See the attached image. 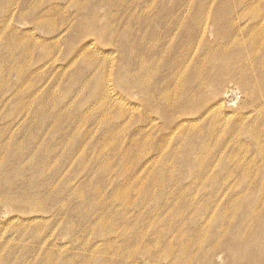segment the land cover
<instances>
[{
    "label": "rangeland",
    "instance_id": "374dc122",
    "mask_svg": "<svg viewBox=\"0 0 264 264\" xmlns=\"http://www.w3.org/2000/svg\"><path fill=\"white\" fill-rule=\"evenodd\" d=\"M243 83L264 94V0H0V264H264Z\"/></svg>",
    "mask_w": 264,
    "mask_h": 264
},
{
    "label": "bare ground",
    "instance_id": "6f19581e",
    "mask_svg": "<svg viewBox=\"0 0 264 264\" xmlns=\"http://www.w3.org/2000/svg\"><path fill=\"white\" fill-rule=\"evenodd\" d=\"M263 9V8H262ZM261 9V10H262ZM207 13V12H206ZM206 16H207V14H206ZM209 19V18H208ZM259 23H261V21H259V22H257V23H255V26L253 27V28H257V32H259V33H263V31H262V29H261V27H260V25H259ZM205 24V23H204ZM207 25V24H206ZM204 26V25H203ZM199 28V27H198ZM215 28V27H214ZM252 30H254V29H252ZM199 32V31H198ZM232 33V32H231ZM230 33V34H231ZM257 34V33H256ZM223 36V35H222ZM223 38V37H222ZM229 40V39H228ZM232 42V44H234V46L235 45H237L238 44V41H236L235 39H234V41H231ZM205 43V42H204ZM197 45V44H196ZM219 45H220V43H219ZM254 45H255V42H254ZM230 46H232V45H230ZM238 46V45H237ZM192 47V46H191ZM215 47V46H214ZM220 48V47H219ZM229 48V47H228ZM213 49V48H212ZM218 52V51H217ZM225 52V51H224ZM223 52V53H224ZM228 53V52H227ZM211 54V53H210ZM213 55V54H212ZM210 56V55H209ZM218 56H220V55H214L213 57H211V61H216V59H217V57ZM227 71H226V74L227 75H230L231 77H234L233 76V70L231 69V67H230V65L228 64L227 66ZM185 69V68H184ZM178 70V69H177ZM145 72V71H144ZM173 76V75H172ZM181 76V75H180ZM243 76V75H242ZM138 77H139V89L140 90H145V88L147 87V84H148V81L149 80H147V78L145 77V76H143V72H139L138 73ZM153 77V76H152ZM183 77V76H182ZM237 78H239V77H237ZM149 79H151V78H149ZM180 80V79H179ZM185 80V79H184ZM184 80H182V82L184 83ZM133 81H134V78H133ZM186 81V80H185ZM180 83V81L178 82V83H176V85H175V88H174V90L172 91V92H167L165 95L166 96H164L163 98L165 99L164 101H166L167 100V102H170V103H174V101H175V99L177 98V96H179V98L178 99H180V103H184V102H186L189 98L186 96L187 95V92L185 91V85L183 84V83ZM223 81H221V83H222ZM152 83V82H151ZM189 83V82H188ZM132 84H134V82L132 83ZM189 85V84H188ZM242 86L244 87V93L246 94V97L247 96H251L252 95V97H257V99H259L260 98V93L259 94H257L255 91L253 92V93H251V92H247L248 91V89L250 88V85H248L247 83H243L242 84ZM150 87V86H149ZM170 87V86H169ZM147 89V88H146ZM166 89V88H165ZM167 89H168V87H167ZM201 89V88H200ZM157 89H155V91H156ZM164 90V89H163ZM140 92V91H139ZM148 92H149V90H148ZM231 92V91H230ZM196 93V92H195ZM141 94H142V92H141ZM152 94V93H151ZM199 94V93H198ZM256 94H257V96H256ZM144 95H145V92H144ZM177 95V96H176ZM197 95V94H196ZM196 95H194V96H196ZM147 96V95H146ZM149 97V96H148ZM155 98V97H154ZM160 98V97H159ZM149 99H150V97H149ZM178 99H177V102H178ZM193 99H195V97H191L189 100H193ZM262 99V100H261ZM145 100V99H144ZM151 100V99H150ZM143 101V100H142ZM162 101V100H161ZM195 101V100H194ZM150 102V101H149ZM154 102V101H153ZM176 102V101H175ZM148 103V102H147ZM144 104V103H143ZM142 104V105H143ZM150 104V103H149ZM174 105V104H173ZM154 106V105H153ZM179 106V105H178ZM260 106H264V94L261 96V98H260ZM166 107H167V104H166ZM180 107V106H179ZM153 108V107H152ZM168 108V107H167ZM151 118V117H150ZM150 118H149V121H150ZM146 119V118H145ZM144 119V120H145ZM241 119H246L245 117H241L240 118V120ZM152 120V119H151ZM144 122V121H143ZM261 122L264 124V116H263V118H261ZM179 124V123H178ZM178 124H176L175 126H174V128L173 129H175V127L177 126V127H179V125ZM172 131V130H171ZM213 131H214V129H213ZM174 132H175V130H174ZM261 132H263L264 133V131L263 130H261V129H259L257 132H256V135H257V137H261V135L260 134H262ZM218 133V132H217ZM209 135V134H208ZM264 135V134H263ZM220 138V137H219ZM147 140V139H146ZM210 140V139H209ZM221 140V139H220ZM256 141H259L258 139L256 140ZM209 142V141H208ZM214 142V141H213ZM216 142H217V140H216ZM157 144V143H156ZM212 146V145H211ZM222 146V145H221ZM153 147H156V146H153ZM143 148V147H142ZM204 148V147H203ZM223 148V147H222ZM163 149V148H162ZM214 149V148H213ZM220 150V149H219ZM153 151H155V150H153ZM202 152V151H201ZM200 152V153H201ZM213 152H214V150H213ZM219 152V151H218ZM153 154V153H152ZM211 154V153H210ZM165 155V154H164ZM169 155V154H168ZM214 155H216V154H214ZM210 156V155H209ZM209 156H207L208 158H210ZM206 157V158H207ZM214 157V156H213ZM162 160V159H161ZM160 161V160H159ZM150 162V161H149ZM158 162V161H157ZM197 166H198V164H196ZM204 166V165H203ZM200 167V166H199ZM205 167V166H204ZM110 169V168H109ZM196 169V168H195ZM199 169V168H198ZM203 169V168H202ZM212 169V168H211ZM243 169V168H242ZM259 169V168H258ZM261 169V168H260ZM197 170V169H196ZM201 170V169H200ZM239 170H241V169H239ZM264 170V169H263ZM110 171V170H109ZM202 171V170H201ZM257 171V170H256ZM210 172H211V170H210ZM238 173V172H237ZM208 174H209V172H208ZM235 175V174H234ZM257 175H258V173H257ZM235 176H237V175H235ZM238 176H239V173H238ZM241 176H243V175H241ZM240 176V177H241ZM238 178V177H237ZM241 178H243V177H241ZM256 179V178H255ZM254 179V180H255ZM239 180V179H238ZM241 180V179H240ZM129 184V183H128ZM250 184V183H249ZM238 185V184H237ZM263 185V184H262ZM140 189H141V187H140ZM263 193V192H262ZM125 200V199H124ZM123 200V201H124ZM235 202V201H234ZM233 203V202H232ZM13 204V203H12ZM240 206V205H239ZM237 207H238V205H237ZM237 209V208H236ZM256 209V208H255ZM238 211V210H237ZM214 212V211H213ZM235 212H236V210H235ZM254 213V212H253ZM256 215V214H255ZM248 216V215H247ZM229 217V216H228ZM229 220V219H228ZM231 220H232V218H231ZM98 228V227H97ZM262 228H264V219H259V221H258V223H257V225H256V227H255V230L253 231V238L252 239H257V237H258V235H259V232H260V230L262 229ZM100 229V228H99ZM221 229H224L223 227L221 228ZM108 230L109 229H107V231L106 232H108ZM248 231V230H247ZM105 232V233H106ZM222 232V231H221ZM226 232V231H225ZM102 233V232H101ZM223 233V232H222ZM109 234V233H108ZM141 234V233H140ZM105 235V234H104ZM223 235H224V233H223ZM104 237V236H103ZM201 238V237H200ZM203 238V237H202ZM201 238V239H202ZM205 238V237H204ZM222 239V238H221ZM203 240V239H202ZM240 243H242V241L240 242ZM197 245H198V243H196ZM184 246V245H183ZM186 246V245H185ZM215 246H216V244H215ZM195 248H197V246L195 245L194 246ZM106 248H108L107 246H106ZM183 248V247H182ZM170 249V248H169ZM199 250V249H198ZM185 251V250H184ZM170 253V252H169ZM180 253V252H179ZM184 253H186V252H184ZM188 253V252H187ZM186 253V254H187ZM198 253V252H197ZM166 256H168V254H165ZM177 256V255H176ZM196 256V255H195ZM163 257V256H162ZM169 257V256H168ZM185 257V256H184ZM183 257V258H184ZM160 258V257H159ZM183 258H181V260L183 259ZM250 257H243V260H245V264H247V261H248V259H249ZM174 260H176V259H174ZM180 260V261H181ZM189 260V259H188ZM187 260V261H188ZM182 262V261H181ZM188 263V262H187ZM186 263V264H187ZM191 263V262H190ZM255 263V262H254ZM49 264V263H48ZM53 264V263H52Z\"/></svg>",
    "mask_w": 264,
    "mask_h": 264
}]
</instances>
